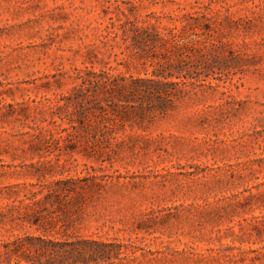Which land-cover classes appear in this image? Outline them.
<instances>
[{
    "label": "rangeland",
    "instance_id": "374dc122",
    "mask_svg": "<svg viewBox=\"0 0 264 264\" xmlns=\"http://www.w3.org/2000/svg\"><path fill=\"white\" fill-rule=\"evenodd\" d=\"M158 63L189 92L166 113L108 135L114 103L72 98L79 70ZM84 241L90 264H264V0H0V264Z\"/></svg>",
    "mask_w": 264,
    "mask_h": 264
},
{
    "label": "trees",
    "instance_id": "16d2710c",
    "mask_svg": "<svg viewBox=\"0 0 264 264\" xmlns=\"http://www.w3.org/2000/svg\"><path fill=\"white\" fill-rule=\"evenodd\" d=\"M119 29L124 34H126L127 31L134 33L132 37L134 45L149 46L151 43L153 45L161 43L163 44L161 46L165 47L166 44L170 52L179 55V57L182 56V54L180 55L182 49L186 48V50H192L195 47L194 42H185V38H182L177 32H174L175 28L166 29L169 34L167 39L162 38L157 32L155 34H147L146 29H141L140 33L136 32V28L128 30L122 27V25H120ZM206 67L212 68V65L206 64ZM178 70H181L178 66L170 64L164 67L161 63H158L154 65L151 78L130 77L127 82V79L124 77L119 78L118 76H111L108 72H100V74H97L85 68L84 70H79V75L74 78L75 80H80L82 85L74 89L72 98L74 100H80L93 96L94 99H110L109 102L114 103V105L110 107L111 110L108 113L106 112V114H103L98 124L100 131L103 134L107 133L109 135V132H111L110 129L114 123L117 126L123 125V123L129 119L130 114H128V111L132 110L136 112V108H139L140 111L135 114L142 115L143 105L146 104L150 110L161 114L166 113L173 108L174 103L180 99L181 95L188 94L189 92L185 88L187 87L186 80H181L173 74V71ZM122 106H124L123 108L127 113H119L118 110H115V108L119 109V107L122 108ZM99 111L101 114L104 112L103 108H100ZM39 241L42 242L43 240L39 239ZM81 243L84 245L93 244L102 248L107 247L106 244L100 242H79L73 245V249H64L60 252L52 251L50 259L46 260L44 264H90L96 254L91 253L89 254L90 256H88L84 248L80 246ZM59 245L66 246L65 243ZM102 255L104 254H101L99 257L102 258ZM93 261L96 262V260ZM17 264L21 263L18 262ZM39 264L42 263L39 262Z\"/></svg>",
    "mask_w": 264,
    "mask_h": 264
}]
</instances>
